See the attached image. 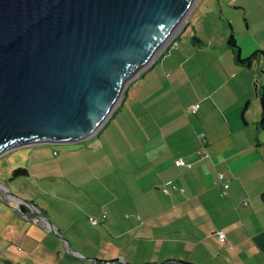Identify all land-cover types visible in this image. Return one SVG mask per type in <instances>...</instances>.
<instances>
[{
    "label": "crops",
    "instance_id": "crops-1",
    "mask_svg": "<svg viewBox=\"0 0 264 264\" xmlns=\"http://www.w3.org/2000/svg\"><path fill=\"white\" fill-rule=\"evenodd\" d=\"M234 2L244 10V26L237 24L231 33L219 10L201 0L172 39L177 46L169 44L128 85L118 108L92 137L102 138L115 162L132 174L134 193L124 201L112 191L87 194L86 202L96 203L98 213L77 208L49 215L54 230L83 256L99 264H264V95H259L264 82L258 84L264 0ZM201 24L205 33L197 30ZM232 35L240 58L251 59L250 65L235 59L228 45ZM194 105L200 108L191 114ZM202 149L206 155L199 154ZM178 159L187 165L178 168ZM219 174L229 181L227 196ZM122 184L119 179L117 186ZM5 190L0 200L18 203L11 205L16 211L2 210L0 264H93L69 255L65 242L47 231L40 211ZM121 202L133 208L132 217L125 215L129 223L117 216ZM89 217L99 224L91 225Z\"/></svg>",
    "mask_w": 264,
    "mask_h": 264
},
{
    "label": "water",
    "instance_id": "water-1",
    "mask_svg": "<svg viewBox=\"0 0 264 264\" xmlns=\"http://www.w3.org/2000/svg\"><path fill=\"white\" fill-rule=\"evenodd\" d=\"M200 2L0 0V156L96 136ZM21 202L40 211L69 255L99 264L75 251L45 210Z\"/></svg>",
    "mask_w": 264,
    "mask_h": 264
},
{
    "label": "rangeland",
    "instance_id": "rangeland-1",
    "mask_svg": "<svg viewBox=\"0 0 264 264\" xmlns=\"http://www.w3.org/2000/svg\"><path fill=\"white\" fill-rule=\"evenodd\" d=\"M234 1L205 0V5L211 3L219 10L231 33L236 30L237 24L244 26L245 21L244 10L239 9ZM230 18L235 19L234 25L229 22ZM196 26L199 32L205 33V24ZM193 38L195 37L192 36ZM103 144L102 138L95 137L72 144L26 146L11 150L0 156V182L8 186L14 197L45 210L48 216L51 214L54 217L58 211L73 212L77 208L88 214L98 213L97 204L94 205L92 201L86 202L85 195L94 194L102 197L112 191L120 195L121 201H124L134 193L131 187L132 174L115 162L113 155ZM19 168L26 169L29 172L28 176L14 177L13 172ZM119 179L123 184L117 186ZM95 181H99L98 184L101 186L93 184ZM68 196L76 198L67 201L65 197ZM11 203L16 205L14 202ZM116 206L119 219L124 224L129 223L125 215L132 217L133 208L124 202ZM9 208L0 200V235L4 233L5 226L2 210L8 212ZM30 222L35 223L33 220Z\"/></svg>",
    "mask_w": 264,
    "mask_h": 264
},
{
    "label": "built area",
    "instance_id": "built-area-1",
    "mask_svg": "<svg viewBox=\"0 0 264 264\" xmlns=\"http://www.w3.org/2000/svg\"><path fill=\"white\" fill-rule=\"evenodd\" d=\"M171 43H173L174 46H177V44L174 43L173 41H171ZM171 43H170V44H171ZM199 108H200L199 105H194V106H192V107H191V110H190L191 114H196L197 111H199ZM202 140H203L202 142H203L204 145H205V144H206V138H205V135H204V134H202ZM204 149H205V148H204ZM204 149H202V150L199 152V154H203V153H204V155H206V151H205ZM207 156H208V155H207ZM175 165H176L178 168H180V167L186 166L187 163H186L183 159H178V160L175 161ZM219 179H220V181H221L222 189H223V193H222V195H223V196H227V195H228V189H229V187H230L229 181L225 179V177H224L223 174H219ZM0 188L2 189L1 191L3 192V195H2V196H4V193L6 194V192H5V191H6V190H5L6 187H5L4 185L0 184ZM172 188H173V190L178 191V189H177L176 187H172ZM163 191H164L165 193H169V189L166 188V187H164ZM180 192L184 193V190L181 189ZM9 196H10V195L8 194L7 197H9ZM4 197H5V196H4ZM2 200H3V199H2ZM9 200H10V202H12L11 199H9ZM4 201L7 202L6 198H5ZM14 202L18 203L16 200H14ZM20 204H21V203H19V205H20ZM102 217H103V218H106L105 215H103ZM88 220H89V222H90L91 225H96V226H97V225L99 224V221L96 220V218H94V217H89ZM218 239H219V241H220L221 243H225V242H226V236H225L223 233H220V234H219Z\"/></svg>",
    "mask_w": 264,
    "mask_h": 264
},
{
    "label": "trees",
    "instance_id": "trees-1",
    "mask_svg": "<svg viewBox=\"0 0 264 264\" xmlns=\"http://www.w3.org/2000/svg\"><path fill=\"white\" fill-rule=\"evenodd\" d=\"M228 45H229L230 47L234 48V50H235V51H234V52H235V59L237 60L238 63H241V64H242L243 62H246L247 65H250V64L252 63V60H251V59H247V60L243 61V60L240 58V55H239L240 49H239V47H238V45H237V43H236V41H235L233 35L230 36V40H229ZM262 89H263V92H264V87H263ZM263 95H264V94L261 93V96H262V97H263ZM263 120H264V113H263ZM27 175H28V173H27L25 170H22L21 168L16 169V170L13 172V176H14V177H18V176H22V177H24V176H27ZM24 211H26L25 208L22 209V212H23V213H24Z\"/></svg>",
    "mask_w": 264,
    "mask_h": 264
},
{
    "label": "bare ground",
    "instance_id": "bare-ground-1",
    "mask_svg": "<svg viewBox=\"0 0 264 264\" xmlns=\"http://www.w3.org/2000/svg\"><path fill=\"white\" fill-rule=\"evenodd\" d=\"M5 197H6V196H5ZM6 200L9 201L8 198H6ZM35 210H36V209H35ZM38 215H42V214H41V213H40V214L38 213ZM42 216H43V215H42ZM42 218H44V220H45V217H44V216H43Z\"/></svg>",
    "mask_w": 264,
    "mask_h": 264
},
{
    "label": "flooded vegetation",
    "instance_id": "flooded-vegetation-1",
    "mask_svg": "<svg viewBox=\"0 0 264 264\" xmlns=\"http://www.w3.org/2000/svg\"><path fill=\"white\" fill-rule=\"evenodd\" d=\"M1 195H3V193H0Z\"/></svg>",
    "mask_w": 264,
    "mask_h": 264
}]
</instances>
